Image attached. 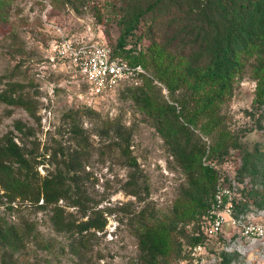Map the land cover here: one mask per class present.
I'll return each mask as SVG.
<instances>
[{"label":"rangeland","instance_id":"374dc122","mask_svg":"<svg viewBox=\"0 0 264 264\" xmlns=\"http://www.w3.org/2000/svg\"><path fill=\"white\" fill-rule=\"evenodd\" d=\"M125 12L128 0H0V92L9 82L21 84L34 113L0 102V137L11 135L25 151L47 155V164L39 167L46 175L55 166L49 162L50 154H58L61 160L63 154L80 148L70 127L76 119L88 138L81 150L79 184L91 198L92 208L103 211L107 220L104 231H93L76 254L69 236L54 229L50 209L27 202L16 203L15 210L0 205V219L30 224L33 229L26 246L8 254L11 264H140L136 232L158 225L170 227L174 238V247L161 264H185L191 223L196 217L203 220L211 210L213 189L188 181L171 155L160 121L135 104L127 85L94 97L70 68L51 60L52 47L61 38L115 48L126 35L128 48L137 47L135 52L153 42L174 45L178 38L174 46L184 43L188 49L193 42L191 28L177 16L159 21L148 16L128 36ZM258 66L254 55L242 56L231 92L219 104L217 116L200 114L195 134L188 136L192 144L206 147V158L218 171L216 191H230L239 209L251 213L264 211V103L258 102ZM154 85L168 102L182 94L181 90L170 94L157 80ZM196 107L191 102V108ZM17 121L29 128L26 135L15 130ZM115 121L132 135L131 150L141 174L137 196L126 189L131 171L108 133ZM170 121L174 130L183 123L173 117ZM68 212L80 219L75 209L68 208ZM207 248L216 256L226 252V264H264L261 242L218 244L210 240Z\"/></svg>","mask_w":264,"mask_h":264},{"label":"trees","instance_id":"16d2710c","mask_svg":"<svg viewBox=\"0 0 264 264\" xmlns=\"http://www.w3.org/2000/svg\"><path fill=\"white\" fill-rule=\"evenodd\" d=\"M124 16H128L125 28L128 36L137 31L148 16H152V21L169 16L181 17L184 19L182 23L191 28L193 42L189 49L184 43L175 47L177 38L174 45L153 42L146 50L135 52L137 47L128 48L126 35L120 38L117 47L111 49L115 57L131 67L143 68L145 74L140 86L124 84L129 97L160 121L171 155L188 181L193 186L209 184L214 200L218 171L208 162L206 147L192 144L188 136L195 134L200 114H209L211 118L217 116L218 106L230 94L244 55H254L258 60V102L264 103V0H128V12ZM155 80L166 86L172 95L181 90V96L171 102L164 100L158 93L160 89L154 85ZM6 86L0 92V102L23 108L34 115L31 101L22 93L24 86L17 82H9ZM193 101L197 106L194 109L191 108ZM172 117L177 122L183 120L177 130L170 127ZM14 127L22 135L29 130L21 121L15 122ZM70 127L81 149L63 154L61 160L58 154H50L49 162L55 166L46 175L41 174L39 167L47 164V155L36 156L25 151L11 135L0 137V205L15 210L16 203L27 202L39 209H50L54 229L69 236L71 250L78 254L93 231H104L107 220L103 211L92 208L91 198L80 187L81 150L88 138L76 119ZM108 133L131 171L126 189L137 196L141 174L131 150L132 135L119 121L110 124ZM68 208L75 209L80 219L68 212ZM236 210L241 212L237 205ZM141 217L147 218L144 214ZM201 222L200 218L193 219L188 248L210 242ZM32 231L30 224L21 226L0 219L2 264H11L8 254L23 249ZM136 237L141 253L140 264H161L174 247L173 230L166 225L139 229ZM219 240L220 244L224 243L223 238ZM214 243L217 242L214 240ZM226 256L223 251L217 256L216 264H226ZM183 258L189 260L190 252L185 251Z\"/></svg>","mask_w":264,"mask_h":264},{"label":"built area","instance_id":"2783aa9c","mask_svg":"<svg viewBox=\"0 0 264 264\" xmlns=\"http://www.w3.org/2000/svg\"><path fill=\"white\" fill-rule=\"evenodd\" d=\"M52 55L51 60L70 68L94 97H104L125 83L140 86L143 82V68L131 67L115 57L107 45L78 44L61 38L54 43ZM235 203L230 191L218 188L211 210L201 222L206 235L218 244L220 237L224 243L264 244V211L238 212ZM189 252L190 259L185 264H216L218 261L207 244L191 247Z\"/></svg>","mask_w":264,"mask_h":264}]
</instances>
